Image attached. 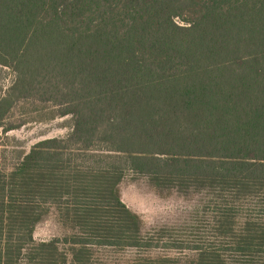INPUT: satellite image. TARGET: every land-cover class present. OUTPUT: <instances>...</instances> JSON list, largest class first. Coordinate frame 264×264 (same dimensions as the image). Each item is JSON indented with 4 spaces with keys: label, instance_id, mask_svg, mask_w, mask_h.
Segmentation results:
<instances>
[{
    "label": "trees",
    "instance_id": "obj_1",
    "mask_svg": "<svg viewBox=\"0 0 264 264\" xmlns=\"http://www.w3.org/2000/svg\"><path fill=\"white\" fill-rule=\"evenodd\" d=\"M130 175L185 218L150 227ZM49 215L67 233L37 242ZM23 260L264 264V0H0V264Z\"/></svg>",
    "mask_w": 264,
    "mask_h": 264
},
{
    "label": "rangeland",
    "instance_id": "obj_2",
    "mask_svg": "<svg viewBox=\"0 0 264 264\" xmlns=\"http://www.w3.org/2000/svg\"><path fill=\"white\" fill-rule=\"evenodd\" d=\"M64 119H58L47 124H29L10 133L19 139L29 149L33 144L46 138L65 136ZM122 199L134 211L141 214L150 227L157 228L164 224L172 225L185 218V215L174 211L184 206V201L176 196L164 200L157 196L148 179L143 176L130 175L122 184ZM67 229L54 215L47 216L36 228L34 238L37 242L49 241L62 237ZM116 260H119L117 257ZM24 264H28L23 260Z\"/></svg>",
    "mask_w": 264,
    "mask_h": 264
}]
</instances>
